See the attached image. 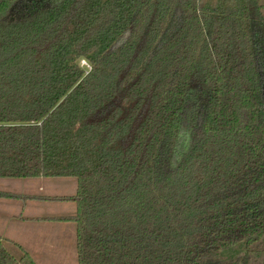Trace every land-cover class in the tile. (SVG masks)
I'll list each match as a JSON object with an SVG mask.
<instances>
[{
	"label": "trees",
	"instance_id": "1",
	"mask_svg": "<svg viewBox=\"0 0 264 264\" xmlns=\"http://www.w3.org/2000/svg\"><path fill=\"white\" fill-rule=\"evenodd\" d=\"M42 178L77 264H264V0H0V180Z\"/></svg>",
	"mask_w": 264,
	"mask_h": 264
},
{
	"label": "rangeland",
	"instance_id": "2",
	"mask_svg": "<svg viewBox=\"0 0 264 264\" xmlns=\"http://www.w3.org/2000/svg\"><path fill=\"white\" fill-rule=\"evenodd\" d=\"M193 130L198 131L197 124ZM76 191V179L0 180V192L21 196H72ZM21 208L20 202L0 200V241L6 243L13 254L19 252L11 248L12 243L19 244L35 264H77L74 224L23 222L20 219V216L28 218L73 216L76 212L75 204L36 201L28 202L24 212Z\"/></svg>",
	"mask_w": 264,
	"mask_h": 264
},
{
	"label": "crops",
	"instance_id": "3",
	"mask_svg": "<svg viewBox=\"0 0 264 264\" xmlns=\"http://www.w3.org/2000/svg\"><path fill=\"white\" fill-rule=\"evenodd\" d=\"M27 189V188H25ZM5 193H8V192H5ZM73 193V192H72ZM12 194V193H10ZM76 194V193H75ZM74 194V195H75ZM14 195H18L21 197V199H0V200H7V201H15V202H20L21 203V210H24L27 208V203L28 202H32V203H35L36 201L37 202H49V203H61V202H53V201H48L46 200L47 198H54V197H70V196H44V197H41V196H37L35 197V195H28V196H21L19 194H14ZM72 195V196H74ZM66 204H74V203H66ZM76 206V205H75ZM4 209V208H3ZM73 210V209H71ZM18 212H19V209H18ZM18 212H16L18 214ZM76 214V212H75ZM19 215V214H18ZM74 216V215H73ZM65 217H72V216H65ZM45 218H52V217H36V218H28V217H23V216H20V219L23 220V222H27V221H37V222H50V221H43L42 219H45ZM38 219V220H36Z\"/></svg>",
	"mask_w": 264,
	"mask_h": 264
},
{
	"label": "built area",
	"instance_id": "4",
	"mask_svg": "<svg viewBox=\"0 0 264 264\" xmlns=\"http://www.w3.org/2000/svg\"><path fill=\"white\" fill-rule=\"evenodd\" d=\"M84 65L88 66L85 62H83Z\"/></svg>",
	"mask_w": 264,
	"mask_h": 264
}]
</instances>
